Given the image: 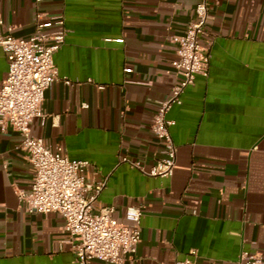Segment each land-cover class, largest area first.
Returning <instances> with one entry per match:
<instances>
[{
  "label": "crops",
  "instance_id": "crops-1",
  "mask_svg": "<svg viewBox=\"0 0 264 264\" xmlns=\"http://www.w3.org/2000/svg\"><path fill=\"white\" fill-rule=\"evenodd\" d=\"M198 2L0 0V32L17 38L34 33L38 14L63 15L65 41L53 54L59 79L44 91L45 124L34 118L30 132L88 160L89 179L106 180L96 207L114 205L120 222L126 207H141L136 252L118 264H173L190 251L196 264H244L242 252L264 249V0H207L208 74L166 113L173 174L147 176L122 161L148 169L165 155L150 125L155 103L180 80L171 38ZM7 70L0 47V87ZM20 140L10 125L0 131V264H75L77 239L63 217L29 212L19 196L33 176Z\"/></svg>",
  "mask_w": 264,
  "mask_h": 264
},
{
  "label": "built area",
  "instance_id": "built-area-1",
  "mask_svg": "<svg viewBox=\"0 0 264 264\" xmlns=\"http://www.w3.org/2000/svg\"><path fill=\"white\" fill-rule=\"evenodd\" d=\"M207 11V0H199L184 33L171 38L176 45L171 63L180 80L166 99L155 103L156 111L150 125L154 136L162 143L165 155L148 169L138 160L122 158L144 175L169 177L173 174L176 145L169 132L172 121L166 118V113L173 104L180 103L181 94L194 84L198 75L208 74L209 55L203 52L201 45V39L206 35ZM39 17L38 14L34 33L26 39L0 32V47L8 62L7 74L0 87V131L4 132L10 125L19 133L18 148L24 151L33 169L30 191L19 196L29 212H55L63 217L64 230L70 238L77 239L72 245L75 264H89L92 259L118 264L136 252L140 242L141 207H126L124 222L113 216L114 205L96 207L106 180L89 179L86 175L90 165L88 160L58 153L30 132V122L34 118H39L41 125L45 124L44 91L59 79L53 54L66 37L63 15H52L44 21ZM125 71L131 69L127 67ZM63 80L70 83L66 77ZM189 254L173 264H196L195 252ZM240 258L244 264H264V249L256 253L244 251Z\"/></svg>",
  "mask_w": 264,
  "mask_h": 264
}]
</instances>
